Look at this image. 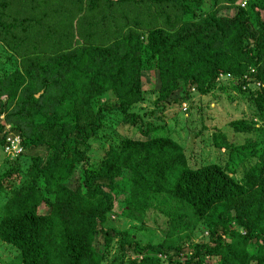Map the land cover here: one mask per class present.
<instances>
[{"label":"trees","instance_id":"trees-1","mask_svg":"<svg viewBox=\"0 0 264 264\" xmlns=\"http://www.w3.org/2000/svg\"><path fill=\"white\" fill-rule=\"evenodd\" d=\"M221 78L204 162L156 113ZM0 161V264H264V0H0Z\"/></svg>","mask_w":264,"mask_h":264},{"label":"rangeland","instance_id":"rangeland-1","mask_svg":"<svg viewBox=\"0 0 264 264\" xmlns=\"http://www.w3.org/2000/svg\"><path fill=\"white\" fill-rule=\"evenodd\" d=\"M222 82H224L225 92L218 93L216 92V99L210 100L206 96L198 97V95H194L191 99L190 104H182L180 108L178 107H169L162 111L160 115L159 112L156 113L160 118V123H163V129H165V133L169 136L173 141L180 144L186 154H190L192 157L199 156V159L204 160V162H213L215 159L216 153L211 151V147L208 145L209 143V135L213 131V129H222L226 133V136L229 140H236L242 142L248 135H239L234 137L231 132L225 131V124L233 120L241 115V112L247 114L249 111L247 109V103L243 101V99L236 98L233 103H229L227 96L235 97L236 93L234 89H229L224 78H221ZM251 89H256V86H251ZM216 91V90H214ZM153 96H146L143 102L138 105L140 108L145 111L153 110L154 107L151 105V101L153 100ZM207 106V108H205ZM236 106V107H234ZM198 109H201L199 112ZM205 126L203 129V133L201 135H197V131L199 130L200 124ZM115 132L118 136L129 135L134 132L132 127L129 126H118L115 129ZM103 137L99 138L96 141L91 142V148L93 153L91 152L92 159H96L97 155L102 151L103 143H101ZM91 151V149H90ZM39 150H29L25 152L26 154H34L38 153ZM22 162L26 163V156L22 158ZM0 163H2L0 161ZM220 163H223V160H220ZM0 164V171H1ZM238 173L235 174V177H238ZM65 194L64 190L61 191ZM61 193L57 191V196ZM66 197V196H65ZM63 196V200H65ZM114 225L120 226L119 222L113 220ZM161 221L156 222V224L152 226H143V232L141 233L142 242H154L159 238V229L162 226ZM122 225L127 228L129 225L122 221ZM134 226L139 227L134 224ZM196 237L195 239H197ZM192 238V241H195ZM14 250L11 248H7L4 245H0V258L2 259H10L12 255H14Z\"/></svg>","mask_w":264,"mask_h":264},{"label":"built area","instance_id":"built-area-1","mask_svg":"<svg viewBox=\"0 0 264 264\" xmlns=\"http://www.w3.org/2000/svg\"><path fill=\"white\" fill-rule=\"evenodd\" d=\"M18 139H10L6 138L5 139V147L4 150L12 152V153H19L21 152L20 149L17 147Z\"/></svg>","mask_w":264,"mask_h":264},{"label":"clouds","instance_id":"clouds-1","mask_svg":"<svg viewBox=\"0 0 264 264\" xmlns=\"http://www.w3.org/2000/svg\"><path fill=\"white\" fill-rule=\"evenodd\" d=\"M254 86H256V85H254ZM4 143H5V142H4ZM17 147L20 149L19 141H18V143H17ZM21 151H23V150H21Z\"/></svg>","mask_w":264,"mask_h":264}]
</instances>
